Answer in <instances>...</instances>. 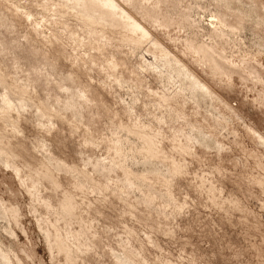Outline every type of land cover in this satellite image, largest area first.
Listing matches in <instances>:
<instances>
[{
  "label": "rangeland",
  "instance_id": "rangeland-1",
  "mask_svg": "<svg viewBox=\"0 0 264 264\" xmlns=\"http://www.w3.org/2000/svg\"><path fill=\"white\" fill-rule=\"evenodd\" d=\"M0 264H264V0H0Z\"/></svg>",
  "mask_w": 264,
  "mask_h": 264
}]
</instances>
